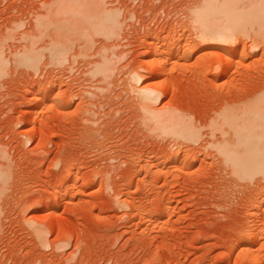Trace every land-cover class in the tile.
Instances as JSON below:
<instances>
[{
	"label": "rangeland",
	"instance_id": "374dc122",
	"mask_svg": "<svg viewBox=\"0 0 264 264\" xmlns=\"http://www.w3.org/2000/svg\"><path fill=\"white\" fill-rule=\"evenodd\" d=\"M201 1L105 0L122 25L95 32L85 17L89 5L95 17V0H0V264H264V242L251 247L255 263L241 252L253 203L264 209V176L233 175L210 127L226 97L235 103L264 84V43L252 35H241L244 44L201 42L191 15ZM65 6L75 14L58 17ZM67 18L85 22L87 30L71 24L85 38L68 31ZM176 32L178 46L168 41ZM156 36L154 47L171 57L154 60ZM54 43L67 46L66 62L53 60ZM197 45L189 60L172 58ZM26 49L40 60L26 62ZM223 51L226 62L247 60L219 80ZM164 55L176 69L154 106L186 115L200 128L198 143L146 121L138 90L165 80L156 64Z\"/></svg>",
	"mask_w": 264,
	"mask_h": 264
},
{
	"label": "bare ground",
	"instance_id": "6f19581e",
	"mask_svg": "<svg viewBox=\"0 0 264 264\" xmlns=\"http://www.w3.org/2000/svg\"><path fill=\"white\" fill-rule=\"evenodd\" d=\"M103 1H105V0H95V3H97L96 4L97 10L94 8L95 17H93L92 14L90 13V10H89L90 5H89V7L88 6L85 7V8H88V11H86V13L84 12L86 9H83L84 11L82 10L85 13V17H86V15L89 17V19H87V20L89 23L92 24L90 26H92L94 28L95 32L96 31L97 32L98 31L106 32L110 27L113 28V26L118 25L120 23V22L118 23L119 16H118V13L116 12L117 10H115V11L112 9L108 10L106 8V6L104 5L105 2H103ZM198 1L200 2L201 0H198ZM95 3L93 0V7H95V5H94ZM82 6L83 5H81V7ZM71 8H72V6L71 7L65 6L62 9L59 8V10L57 11V16L58 15L60 16V14L61 15L65 14L68 16L71 13H74V12H72L73 10H75L74 6L72 8L73 10H71ZM82 8H84V7H82ZM79 11L77 13H79ZM82 11H80V13ZM88 12L91 14L92 17L90 16V14H88ZM98 13H100L101 16ZM191 13H192L191 15L193 16V19H194L193 24H195L193 26H197V32L196 33L200 34L199 37L201 38V42H203V43L204 42L205 43L208 42V44H209V42L210 43H213V42H216V43L217 42L218 43L232 42L233 43L235 41L237 44H244L246 41L243 40L244 38L242 36L250 37V35H252L254 38L258 39V41H260V43H261V41H262V44L264 43V0H203V1H201L200 4L199 3H198V5L196 4V7L194 6ZM96 14H98V15H96ZM48 19L50 20L49 17H48ZM79 19H76V20H78V21H76L77 23H79L81 21V20L79 21ZM66 20H67V22L64 25H67V24L70 25V26L67 25V27L65 26L67 29H68V27H70L68 29V31L72 28V30H70L71 32H73L74 34L81 33L82 35L81 34H78V35L82 36V38H85L84 33L86 34V32L83 30L84 28H81V29L79 28L77 30L74 26L75 25L78 27L82 26V27H85V29H86L88 27H86L84 25V23H85L84 21H86V24L88 25L89 23H87V20L83 21V19H82V21L84 23L80 22V25H77V23L75 24V20H74V23L70 22L71 24H75L74 26L68 23L69 21H71L70 18H69V20H68V18ZM96 20H98V22ZM53 22L54 21H52V23ZM64 22L65 21H63V23ZM63 23H60L61 26ZM61 26H57V27H61ZM65 27H63V28H65ZM118 27H119V25H118ZM73 28H75L77 30L76 31L77 33L74 32L75 29L73 31ZM112 28H110L109 31ZM116 28H117V26H116ZM118 29H120V28H117V30ZM177 29H178V27H177ZM80 30H83L84 32H82ZM198 30H199V32H198ZM88 31H89V29H88ZM115 34H113V36ZM179 37H182V36L179 35ZM179 37H178V34L176 32L173 36H171V38H168V41L170 39V41L172 40L171 43L174 42L173 45L176 44L175 46H178V43H179L178 40L180 39ZM86 38H88V37H86ZM159 40H160L159 37L156 36L153 39L154 44L151 45L152 47L150 46L151 49L154 50V51H152L150 49V51H149V52H151V51L153 52L152 55L155 56L154 60H156V58L158 57V53L160 54L161 53L160 51L162 50V49L161 50L159 49V46L154 47V45H156L155 42H160ZM86 41L88 42L89 39ZM175 41L176 42L178 41V43H176ZM34 42H33V44L31 43V47H33L32 45L35 44ZM29 43H30V40H29ZM55 43H57V42H55ZM55 43L53 45H51L52 46L51 52H52L53 60H55L59 63H62L63 61L66 62L67 53L69 52L67 46L66 45L62 46V45H60L61 43H59V46H58ZM257 43H259V42H257ZM260 43L257 45L260 46ZM171 45H170V47H175V46H173V45L171 46ZM263 46H264V44H263ZM161 47L162 46H160V48ZM199 47H200V45L199 46L197 45L193 48L191 47V49L190 48L184 49L181 52H178L179 54H176V53H175V55L173 54L174 57H172V58L176 59V63H177V59H181L182 57L184 58L186 56V53L189 51H191V53H192V51L195 50L194 52H196L199 49ZM29 49H26V52L23 55L24 57L22 56L25 59V61L32 64L35 61H37L38 59L40 60V55L38 58V53L36 52L37 49H34L35 51L29 50ZM174 49L175 48H173V50ZM212 49H214V48H212ZM39 50L40 49H38V51ZM170 52H172V49H171V51L166 50L165 53L163 51L161 54L162 55L165 54L166 56L168 55L171 57ZM235 52L236 51H234V53ZM192 54H189V56L190 55L192 56ZM220 54H221V52L219 53L220 58H218V59H220L219 62H221V65L219 63V65H217L216 69H214L215 67H213V70L214 71L215 70L220 71L219 72V80L221 78H225L228 76L230 78L231 77L234 78L235 76H233V75L236 74L234 69L236 70V67L238 65L245 63L247 60L246 57L236 56V58L234 57V59L232 58V60L230 59L229 62H226L227 59H229L228 52L227 53L224 52L221 55ZM164 56H163V58H164ZM166 56L163 60L158 59V63H156L158 66L160 64V71H161V75H162L161 77L164 78L165 80L162 81L161 84H158L159 86L156 88H154V86H151L153 88H151L150 86L149 87L144 86V87L140 88V90H138V96L140 98L141 107H142L143 111L146 113L145 116L148 115V118L146 119V121L148 122L149 126L150 125L152 126L151 127L152 130L158 131V132H160V134L161 133L162 134H170V135L173 134L174 136H171V137H176L178 139H184L188 142L196 143L201 138L200 137L201 134L199 131L200 128L198 129V127H196L192 123L191 120L188 121L187 119H185L184 116H186V115L177 114V113L173 112L172 110L169 111L170 109H167V108H166L167 111L165 109L159 110V109L155 108V106H154V105H156V103L162 101L161 100V99H163L162 95L163 96L165 95V98L167 97V94H168L170 86H171V84L169 82H172V80L169 81L166 79V77L169 76L170 77L169 79L174 78L172 76L174 75L176 68L169 72L170 59H168L169 58L168 56H167L168 58H166ZM187 57L188 56L185 57L186 61L189 60V58H187ZM172 58H171V60H172ZM3 61H4L3 57L0 53V69L3 67L2 66V63H4ZM159 61H161V63ZM155 62H157V61H155ZM38 63H39V61H38ZM105 64H106V62L103 64V66H105ZM157 65L155 66L156 67L155 70L159 69V68H157L158 67ZM106 66L108 67L109 65H106ZM173 66L175 67L176 64H174ZM102 67L100 69H102ZM156 72H158V70ZM156 72L154 75H156ZM134 79H135L134 81L138 82V84H139L140 82H142L143 78L134 76ZM230 87H232V86H230ZM260 87L261 88L259 90H257L254 95L250 94V96H247L241 100L238 99L239 101H235V103H233V102L231 103L230 101L225 102L227 100V97H226V99L222 101V102H224L223 103L224 105L221 106L222 109L220 108L221 110L219 109V111H217V113H218L217 116L210 123L211 124L210 125L211 130L213 129V131H215V132L218 131L219 134L221 133L218 140L216 142L214 141L212 146L214 147L215 150H217L218 155L221 157L222 162L229 165L230 167H232L231 170L233 172V175H236V177H238L241 181H243V180H248V181L250 180L251 181L260 175L264 176V84ZM227 91H229V90H227ZM244 91H245V89H244ZM42 94L43 93L40 90L39 94H37L38 96L35 97V100H34L36 102L35 107H33L34 110H33V116L32 117L34 120L36 119V116L40 112L39 111L40 110V102L44 101V100L41 101L42 98H40V96H42ZM217 96H219V95H217ZM233 98H234V96H233ZM48 100H49V98H48ZM45 102H48L47 99H45ZM174 160H176V159H174ZM179 163L180 162L178 161L176 164L179 165ZM186 165H188V163ZM186 165L184 164V166H186ZM155 174H157V173H155ZM67 191L65 193H68ZM65 195H67V194H65ZM65 199H67V198H65ZM253 204H254V207L252 205V209L254 208L253 209L254 211L252 213V217H251L252 219L249 217L250 222L248 220V224H247L248 226L245 225L246 229L243 228L246 231L242 230V232L244 231L243 236H245V233H246V236L244 237L245 239L242 243V251H241L242 256L244 255V258L247 261H252V262L258 261V256L256 257V255L252 254L253 252L251 250V247L255 246L254 244L264 242V216H262V210L264 212L263 205H262L263 203L261 204L260 202H255ZM55 208H56V206L54 207V209L52 207V209H51L52 213L50 212V215L53 217H55L54 216L55 212H56ZM173 210H174V208L169 205L166 207L165 212L171 213V212H173ZM250 216H251V214H250ZM40 225H41V227H43L42 229H50L52 224L49 222H45V223L43 222V224L41 223Z\"/></svg>",
	"mask_w": 264,
	"mask_h": 264
}]
</instances>
